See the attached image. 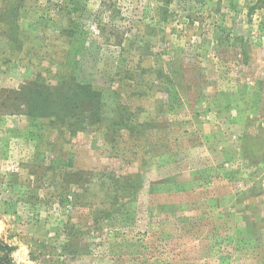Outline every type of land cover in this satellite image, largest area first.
Segmentation results:
<instances>
[{"label":"rangeland","instance_id":"374dc122","mask_svg":"<svg viewBox=\"0 0 264 264\" xmlns=\"http://www.w3.org/2000/svg\"><path fill=\"white\" fill-rule=\"evenodd\" d=\"M70 42L99 114L1 105ZM0 242L7 264H264V0H0Z\"/></svg>","mask_w":264,"mask_h":264},{"label":"trees","instance_id":"16d2710c","mask_svg":"<svg viewBox=\"0 0 264 264\" xmlns=\"http://www.w3.org/2000/svg\"><path fill=\"white\" fill-rule=\"evenodd\" d=\"M73 45L70 42L66 51V61L60 64L65 71L61 68L58 70V64L57 77L54 81L45 82L37 79L17 89H8L1 105L5 108L13 106L15 111H24L34 118L54 116L57 119L71 118L82 122L87 116L99 114L102 90L82 74L80 61L72 62ZM69 66L72 71L67 69ZM0 250L3 252L0 264H7L11 247L0 242Z\"/></svg>","mask_w":264,"mask_h":264}]
</instances>
